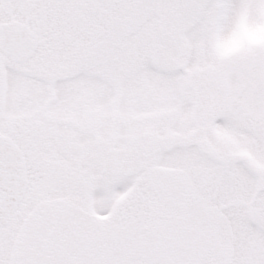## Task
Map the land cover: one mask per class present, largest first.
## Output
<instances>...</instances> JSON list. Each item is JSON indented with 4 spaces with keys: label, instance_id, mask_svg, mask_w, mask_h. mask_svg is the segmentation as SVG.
Instances as JSON below:
<instances>
[{
    "label": "snow or ice",
    "instance_id": "snow-or-ice-1",
    "mask_svg": "<svg viewBox=\"0 0 264 264\" xmlns=\"http://www.w3.org/2000/svg\"><path fill=\"white\" fill-rule=\"evenodd\" d=\"M0 264H264V0H0Z\"/></svg>",
    "mask_w": 264,
    "mask_h": 264
}]
</instances>
